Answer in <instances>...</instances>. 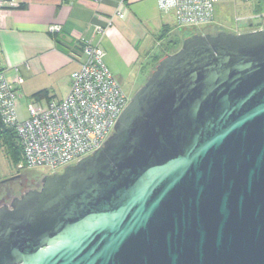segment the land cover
Listing matches in <instances>:
<instances>
[{
	"label": "water",
	"instance_id": "obj_1",
	"mask_svg": "<svg viewBox=\"0 0 264 264\" xmlns=\"http://www.w3.org/2000/svg\"><path fill=\"white\" fill-rule=\"evenodd\" d=\"M114 127L0 204V264H264V27L186 37Z\"/></svg>",
	"mask_w": 264,
	"mask_h": 264
},
{
	"label": "crops",
	"instance_id": "obj_2",
	"mask_svg": "<svg viewBox=\"0 0 264 264\" xmlns=\"http://www.w3.org/2000/svg\"><path fill=\"white\" fill-rule=\"evenodd\" d=\"M12 1L18 6L10 9L3 24L0 22V69H6L11 80L15 76L14 67L20 68L24 77L18 90L22 117H27L29 101L46 104L60 101L69 94L71 74L79 67L70 54L80 38L91 43L100 42L106 54L120 58L121 72L117 79L121 85L122 82L130 85L132 71L136 68L140 75L150 56L153 58L149 69L145 70L146 82L157 65L155 56L167 48L161 45L163 49L154 51L149 39L153 38L157 46L161 37L170 32L168 28L175 25L173 15L160 10L158 0H125L126 16L115 18L103 36L95 33V25H107V19L114 16L121 0ZM52 25L61 26L57 36L50 32ZM165 28L168 31L164 32ZM184 38L178 39L179 48ZM141 59H144L142 64L139 63ZM127 70L129 73H125ZM43 90L48 96L38 97V92Z\"/></svg>",
	"mask_w": 264,
	"mask_h": 264
},
{
	"label": "built area",
	"instance_id": "obj_3",
	"mask_svg": "<svg viewBox=\"0 0 264 264\" xmlns=\"http://www.w3.org/2000/svg\"><path fill=\"white\" fill-rule=\"evenodd\" d=\"M225 1L250 0H158V4L163 13L173 15L177 27L187 29L211 25L216 19L217 4ZM16 6L12 0H0L1 24ZM127 12V3L121 0L107 25H95V33L103 36L114 19L124 18ZM235 19L240 21L243 17L237 15ZM60 31V25L50 26L51 33ZM78 41L83 43L81 52L70 54L79 67L71 74L69 94L46 104L29 101L27 117L19 112L18 90L24 82L20 68L14 67L15 76L11 80L6 69H0V114L3 122L15 129L24 161L30 168L59 172L92 154L114 132L119 116L131 100L106 65L101 43L83 38Z\"/></svg>",
	"mask_w": 264,
	"mask_h": 264
},
{
	"label": "rangeland",
	"instance_id": "obj_4",
	"mask_svg": "<svg viewBox=\"0 0 264 264\" xmlns=\"http://www.w3.org/2000/svg\"><path fill=\"white\" fill-rule=\"evenodd\" d=\"M243 17L242 20L236 21V16ZM264 26V0H250V1H225L217 4V14L215 21L208 26L203 28H187L183 30L182 28L172 25L170 32L167 35L162 36L161 42H158V45L155 46L156 41L154 42L153 38L149 39L150 48H154V51L161 50L163 47L170 48L175 50L179 48L182 37H188L196 33H212L216 34L219 31H228L234 33H241L250 31L251 28L257 27V25ZM184 38V39H185ZM179 39V40H178ZM163 45V47L161 46ZM153 50V49H152ZM153 57H147V61L144 64L143 71L137 74L138 70L135 68L130 74L131 82L129 86H126L122 82L123 88L132 98L135 92L145 83V70L149 69ZM105 63L113 73L116 78H119L120 71V58H117L114 54L107 53L104 57ZM144 59L140 60L143 62ZM142 66V65H141ZM125 73H129L128 70ZM137 75H139L137 77ZM137 77V78H136ZM136 78L134 84L132 81ZM63 169H60L62 171ZM18 172L21 173V178L24 181V186L21 188L20 192L10 194L7 190L11 187L13 182H2L4 178H11L15 176ZM54 173L52 170L47 168H30L27 166L22 158L12 157L7 151L2 149L0 151V204L10 203L14 196L21 195L26 189H31L35 187L37 183L42 182V178L47 174ZM16 186V184H14Z\"/></svg>",
	"mask_w": 264,
	"mask_h": 264
},
{
	"label": "trees",
	"instance_id": "obj_5",
	"mask_svg": "<svg viewBox=\"0 0 264 264\" xmlns=\"http://www.w3.org/2000/svg\"><path fill=\"white\" fill-rule=\"evenodd\" d=\"M167 27V26H164ZM262 27L260 24L257 25V27L255 28H251L250 30L253 29H257ZM170 29V28H168ZM168 31L166 28L164 30V32ZM59 32L56 33H52L54 34V36H57ZM82 42H78L77 46L74 50L75 52H81L82 50ZM177 49L175 50H171L170 48H166L164 49L163 52H161L160 54L155 56V65L159 62V60L161 58H163L166 54L172 53V52H176ZM38 97L42 98V97H47L48 96V92L46 90L40 91L37 94ZM4 149L5 151H7V153H9L10 155H12V157H16V158H22V160H24V155H23V148L20 144V141L18 139L17 133L15 131V129L11 126H7L1 117L0 114V150Z\"/></svg>",
	"mask_w": 264,
	"mask_h": 264
},
{
	"label": "flooded vegetation",
	"instance_id": "obj_6",
	"mask_svg": "<svg viewBox=\"0 0 264 264\" xmlns=\"http://www.w3.org/2000/svg\"><path fill=\"white\" fill-rule=\"evenodd\" d=\"M264 27V26H263ZM126 86H129V85H126ZM14 178H10L8 180H6L7 182H13V184L11 185V187L7 190V192L10 194L11 192L13 193H17V192H20L21 188H23L24 186V181L22 180L21 178V173L18 172L15 176H13ZM6 179V178H4ZM4 179H2L1 181L2 182H6V181H3ZM16 184V186L14 185ZM41 183H37L36 185H34L35 187L33 188H37V187H40ZM18 194V193H17ZM18 196V195H17ZM16 197V196H14ZM4 203H6V201H4Z\"/></svg>",
	"mask_w": 264,
	"mask_h": 264
}]
</instances>
